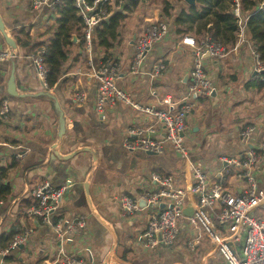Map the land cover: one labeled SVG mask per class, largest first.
Segmentation results:
<instances>
[{
    "label": "crops",
    "instance_id": "0c3cea01",
    "mask_svg": "<svg viewBox=\"0 0 264 264\" xmlns=\"http://www.w3.org/2000/svg\"><path fill=\"white\" fill-rule=\"evenodd\" d=\"M142 1L125 12L114 46H95L91 56L95 64L115 59L120 65V85L137 101L162 108L160 100L165 95L179 101L185 93L193 49L176 32L165 43L156 44L143 64L144 71H151L163 62V75L151 78L148 74H133V49L138 35L147 22L164 18V13L146 11L149 5ZM0 14L16 42L15 35L25 30L29 33L27 40L34 46L49 38V28L59 18L46 6L35 9L31 0H0ZM79 42V38H73L61 82L52 90L43 87L31 56L42 45L37 49L17 42L14 63L0 61V101L6 98L10 102L9 119L0 122V169L4 173L0 181L9 187L8 192L0 193V249L18 233L34 227L29 241L10 254L15 257L10 264H44L51 259L59 243L51 227L27 216V208L36 201L31 188L45 181L56 186L70 181L72 185L64 193L59 213L68 217L83 214L88 224L64 247L79 251L85 264H226L223 254L205 237L191 251L188 241L192 233L186 226L174 245L152 249L144 246L141 236L147 212L125 216L118 197L154 188L151 171L172 174L183 185L189 183L191 172L176 155H148L125 149L123 140L128 128L150 124L154 118L120 102L106 108L105 118L98 116L94 106L98 80L90 75L89 53ZM251 44L246 29L243 36H237L226 58L208 60L214 92L211 97L196 96L197 107L188 116L191 128L186 133V144L193 150V160H201L218 172L223 166L222 157L239 156L246 150V144L239 139L241 129L254 125L256 135L264 137V72L252 71ZM8 47L0 32V50ZM13 67L17 96L8 92ZM77 84L87 94L80 104L72 101ZM43 90L56 95L64 111L66 126L61 137L55 101L38 94ZM19 153L25 155L18 157ZM259 181L264 189V171ZM233 183L230 177L227 184ZM255 214L264 219V203ZM241 247L242 242L235 243L237 251ZM4 262L0 256V264Z\"/></svg>",
    "mask_w": 264,
    "mask_h": 264
},
{
    "label": "built area",
    "instance_id": "2783aa9c",
    "mask_svg": "<svg viewBox=\"0 0 264 264\" xmlns=\"http://www.w3.org/2000/svg\"><path fill=\"white\" fill-rule=\"evenodd\" d=\"M74 8L82 25L80 36L84 48L89 53L90 75L98 80L94 98L95 110L100 118H105L107 107L117 103L130 105L154 120L150 124H136L128 128L123 145L128 151H140L154 155H176L184 161L191 172L189 183L183 185L172 174L151 171L150 182L154 188H144L138 195L122 194L118 197L123 214L127 217L147 212L146 227L141 239L148 249L157 246H171L178 242L181 229L190 228L188 245L191 251L201 243L203 237L213 243L220 251L226 264H264V219L256 216L255 210L264 203V189L260 187L259 174L264 171V137L256 135V127L247 125L239 132V139L247 148L239 156L221 158V171L209 169L201 160H193V150L186 144V133L190 130L188 116L197 107L196 96L211 97L214 92L208 60H221L227 57L230 49L222 42L206 36L197 41L194 35H183L182 41L193 49V60L188 72L185 93L179 101L168 94L160 100L164 107L137 101L132 94L120 85V65L112 58L109 62L95 64L92 59L95 28L104 25L118 11L126 10L128 0H73ZM63 0H31L32 7L43 6L56 13ZM234 13L239 17L238 36L245 34L246 19L240 15L239 0H236ZM56 17V15H54ZM174 35L168 19L151 21L137 37L133 49V74H148L157 78L166 71L160 62L151 71H144L143 64L147 54L158 43H165ZM75 38V37H74ZM47 49L44 45L31 56L34 68L43 87L49 88L50 68L46 61ZM18 57L11 47L0 50V61L14 63ZM255 73L264 72L261 53L253 51ZM87 99L85 90L77 84L72 101L80 104ZM10 102L0 101V117L9 119ZM25 153L17 154L23 157ZM2 171L0 170V177ZM230 177L234 178L229 185ZM72 183L52 185L45 181L31 188L36 197L35 203L27 208V216L37 218L43 226L53 229L59 245L51 259L44 264H85L86 260L79 251L72 252L64 247L75 233L87 227L88 219L83 214L64 216L59 213L64 193ZM140 202L143 204L140 205ZM191 203L193 215H184V208ZM193 229V231H192ZM34 227H28L15 235L9 245L0 249V256L10 255L14 250L29 241ZM225 230L227 232H225ZM240 251L235 243H241Z\"/></svg>",
    "mask_w": 264,
    "mask_h": 264
},
{
    "label": "trees",
    "instance_id": "16d2710c",
    "mask_svg": "<svg viewBox=\"0 0 264 264\" xmlns=\"http://www.w3.org/2000/svg\"><path fill=\"white\" fill-rule=\"evenodd\" d=\"M137 1L128 0L126 10L128 11V8ZM164 1L169 2V0ZM73 2V0H63L57 7L55 14L59 18L55 25L50 26L47 33L49 38L37 43L36 46L27 40L29 33L25 30H21L15 35L17 42L21 46H32V48L37 47V49L41 45L46 46V60L50 68L48 76L49 88L55 87L61 82L73 38H79V43L84 48V40L78 35L82 25H80V18ZM236 4V0H197L195 5H189L187 9L183 6L179 14L174 16L176 31L181 35L194 31L195 34L193 33V35L197 41L210 36L215 41L222 42L228 48H232L236 44L238 25H240V18L234 13ZM239 6L241 17L243 19L247 18L245 25L253 51L255 49L259 51L264 60V0H239ZM166 12L171 16L167 10ZM125 16L124 11H118L104 25L95 28L93 50L95 46L104 49L114 46L119 39V29ZM106 61L103 60V62ZM0 119L1 123L5 122L1 117ZM0 170L2 171L0 178H2L4 173L2 169ZM8 191L9 187L0 181V193ZM7 246L8 244L4 247ZM14 258L12 255L5 256L4 264L12 263Z\"/></svg>",
    "mask_w": 264,
    "mask_h": 264
},
{
    "label": "water",
    "instance_id": "95a60500",
    "mask_svg": "<svg viewBox=\"0 0 264 264\" xmlns=\"http://www.w3.org/2000/svg\"><path fill=\"white\" fill-rule=\"evenodd\" d=\"M185 1L189 5H195L197 2V0H185ZM0 32L3 35L6 43L9 45V47H11L12 49H16L17 48V42H16L15 38L8 33L7 28H6V23L3 20L1 14H0ZM8 92L13 96L19 95L17 92V85H16V80H15V68L14 67L12 69V73H11L9 83H8ZM38 94L46 95L55 101V107H56L57 113L59 114V122H60V128H59L58 134H59V137L63 136V134L65 133L66 119H65L64 111L61 107V104H60L58 98L56 97V95L50 93V91H47V90H43V91L39 92ZM148 155H154V154L149 153ZM183 212H184L185 216H188V217L192 216L193 212H194L193 205L191 203H188L186 205V207L184 208ZM68 243H70V241Z\"/></svg>",
    "mask_w": 264,
    "mask_h": 264
},
{
    "label": "rangeland",
    "instance_id": "374dc122",
    "mask_svg": "<svg viewBox=\"0 0 264 264\" xmlns=\"http://www.w3.org/2000/svg\"><path fill=\"white\" fill-rule=\"evenodd\" d=\"M140 2V0H139ZM144 0L141 2L143 3ZM146 4H148V8L146 9V11H150V13H157L160 12L161 14H163L164 18L168 19L170 24H171V30L172 33H176V25H174L173 19L174 16L179 14V12L181 11V9L183 8V6H185L187 8V5H189L185 0H169V2H166L164 0H146ZM134 6V5H133ZM166 10L168 11V13L171 14L168 15ZM150 22H147L145 25L149 24ZM140 35V34H139ZM138 35V36H139ZM177 35H176V39H177ZM143 203L140 202V205H142ZM193 231V229H192Z\"/></svg>",
    "mask_w": 264,
    "mask_h": 264
}]
</instances>
